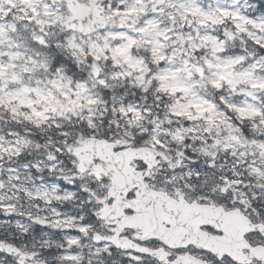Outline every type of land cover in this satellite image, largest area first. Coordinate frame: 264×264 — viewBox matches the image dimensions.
I'll list each match as a JSON object with an SVG mask.
<instances>
[{"label":"snow or ice","instance_id":"snow-or-ice-1","mask_svg":"<svg viewBox=\"0 0 264 264\" xmlns=\"http://www.w3.org/2000/svg\"><path fill=\"white\" fill-rule=\"evenodd\" d=\"M0 264H264V0H0Z\"/></svg>","mask_w":264,"mask_h":264}]
</instances>
